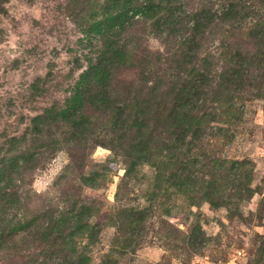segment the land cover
<instances>
[{
    "label": "rangeland",
    "instance_id": "obj_1",
    "mask_svg": "<svg viewBox=\"0 0 264 264\" xmlns=\"http://www.w3.org/2000/svg\"><path fill=\"white\" fill-rule=\"evenodd\" d=\"M160 2L162 19L147 0L123 17L121 0L0 3V161L19 171L0 176V231L18 237L0 264H264V0ZM107 25L125 73L95 78L82 114L61 115ZM33 138L55 149L20 172ZM76 203L101 232L74 261L33 231Z\"/></svg>",
    "mask_w": 264,
    "mask_h": 264
},
{
    "label": "trees",
    "instance_id": "obj_2",
    "mask_svg": "<svg viewBox=\"0 0 264 264\" xmlns=\"http://www.w3.org/2000/svg\"><path fill=\"white\" fill-rule=\"evenodd\" d=\"M6 1V0H5ZM4 0H0V3L5 2ZM124 2V6L121 4H117L115 11L122 13L119 17H123L126 14L129 13V10L134 7L135 3L138 0H121ZM161 4L160 0H147V8L151 12V6L155 4ZM141 3V2H140ZM128 10V11H127ZM153 16L156 19H162L164 16L162 12H151ZM111 18L109 20L112 21ZM108 24V23H107ZM106 25V24H104ZM103 25V26H104ZM113 26L111 27L110 25L103 27L97 32L95 35L100 36L103 38L101 40L100 38V43L101 47H104L105 50L99 51L98 55L94 58H88V64L85 69L82 70V72L79 74L78 81H76L74 89L70 92V96L66 98L65 100V107H60L59 109L61 110V115L64 114H70L72 117L77 116L78 114H82L84 111V99H85V89L87 86L90 84L92 80L94 81L95 78L99 77H106L108 81H112L111 79V71L117 70L119 67L123 66L122 72L125 73L124 67H126L127 64V53L125 51L126 47L124 46H119V44L114 45L113 40L111 42L109 41L108 37L112 31H113ZM98 46V45H97ZM79 61V60H78ZM108 85V84H107ZM53 113V110H45L42 118L43 121L45 120V123L47 120H51L50 114ZM163 114V113H160ZM186 115V114H185ZM185 117V116H184ZM187 117V116H186ZM185 117V118H186ZM130 118V117H128ZM147 117L142 118V122L147 121ZM176 126H169L166 132L170 133L173 132V130H176ZM16 132V131H15ZM13 132V133H15ZM42 133V130H35L32 132L31 136L36 137ZM17 135V134H15ZM176 135V134H175ZM186 137V136H185ZM36 138L31 139V155L30 158H24V157H19L18 158V163L19 160H22L23 163H25V166L21 165L20 163L18 164V168L20 172L24 169H28L30 171H35V169L43 162L48 159L49 155L53 153V145L49 144L48 146H36L35 143ZM176 136L169 140V142L160 145L158 148L159 150L162 151V156L164 153H170L172 152L171 147H173L174 142L177 143L176 141ZM18 147H20L18 145ZM53 148V149H52ZM18 151V149H16ZM55 151V150H54ZM166 160H170L171 158H165ZM163 160V159H162ZM1 166H0V176H4L5 174L3 172L7 170H10L9 173H18L19 171L16 169L14 170L13 164H10V168H3L6 166L5 160L0 161ZM8 173V174H9ZM7 174V173H6ZM96 177V176H95ZM85 187L88 189H94V188H99L101 187L98 183V178H90L86 179L83 181ZM81 203V202H80ZM142 207V206H141ZM132 207L130 210L134 211L136 210L138 213L143 212V208L141 209ZM96 215L93 214V208L92 207H85V205H79V203H76V206H73V209L69 210L64 215H61L59 219H53V220H48V224L45 225L42 230H34V236L33 239L36 241H40L41 243H45V246H48L49 250L52 252V254L55 255H61L64 254V251H73L72 258L71 260H76L80 258L81 260L83 257H85V247L82 246L81 249H79V241L84 238H87L88 240H95V235L100 234L101 230L97 228L95 229V225L92 221V217H95ZM132 224V222H130ZM33 235V234H32ZM68 237V239H67ZM91 240V241H92ZM14 241L17 243L18 242V237L17 234L13 235L11 234L9 229H2L0 231V250H8L11 245L14 244ZM71 245L73 249H71ZM114 247H117V244H114ZM120 247V246H118ZM122 250H126L128 248L127 245L123 244L122 247H120ZM68 252V253H69ZM48 253L44 254V263L45 264H54L50 263V260L45 262V258L48 257ZM43 263V264H44ZM64 262H59L58 264H63ZM42 264V263H39ZM57 264V263H56ZM80 264V263H78Z\"/></svg>",
    "mask_w": 264,
    "mask_h": 264
}]
</instances>
